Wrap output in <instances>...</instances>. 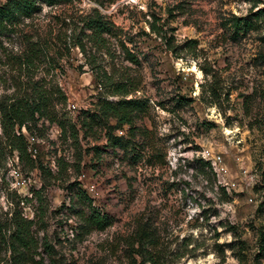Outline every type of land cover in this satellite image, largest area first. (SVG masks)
<instances>
[{"label":"rangeland","instance_id":"rangeland-1","mask_svg":"<svg viewBox=\"0 0 264 264\" xmlns=\"http://www.w3.org/2000/svg\"><path fill=\"white\" fill-rule=\"evenodd\" d=\"M97 1L42 6L0 37V102L18 81L24 88L15 63L23 36L41 37L44 55L29 75L66 95L63 110L50 113L77 136L64 139L44 120L31 133L22 128L33 161L26 164L0 130V264H140L142 230L156 241V264H264V17L252 19L263 6ZM63 8L76 16L97 9L116 27L117 42L91 64L100 78L127 82L128 99L146 101L133 132L96 118L90 132L80 130L98 101L118 98L99 87L77 48L65 53L68 44L54 39L51 17ZM233 17L251 20L252 29L234 34ZM93 210L107 217L104 230L88 223ZM15 224L25 228V248L14 240Z\"/></svg>","mask_w":264,"mask_h":264},{"label":"trees","instance_id":"trees-1","mask_svg":"<svg viewBox=\"0 0 264 264\" xmlns=\"http://www.w3.org/2000/svg\"><path fill=\"white\" fill-rule=\"evenodd\" d=\"M245 1L251 7V12L261 5L263 6L253 13L252 19L254 21L262 15L264 17V0ZM69 3L70 0H4L0 4V37L11 32L24 20L31 19L34 15L40 13L42 6L54 9L56 6H60L61 4L67 5ZM89 11L88 13L83 12L76 16L63 8L58 15L54 14L51 17L54 26L57 27V33H55L54 39L57 42L63 41L65 45L68 44L67 49L65 48V53L69 54L70 49L77 48L83 55L86 64L90 67L95 82L98 83L99 87L102 89L110 88L112 90L111 95L118 98L116 102L98 101L92 109L95 111L93 113L89 112L87 116L84 115L82 117L80 130L84 134L90 132L93 121L96 118L97 120L99 119L105 122L109 120L115 121L114 127L117 129L128 125V132H133V120L143 111L144 107H147L146 101L141 99H128L127 95L132 92L129 89L126 90L127 86L125 84L127 82L113 83L111 78L105 73L100 78L99 72H94L91 64L94 54L99 49L107 50V43H110L112 39L117 42L118 32L106 15L97 9H90ZM230 26L233 28L234 34L238 35L241 32L246 33L251 30L252 22L248 19L233 17ZM148 28L151 33L158 35L159 28L155 27L153 22L148 23ZM62 32L64 33L62 34ZM67 32H70L69 35H66ZM47 35L51 37L50 40L53 39V31L51 28H48ZM62 36H64V39H61ZM23 37L25 38L24 47L20 49V52L15 57V63H17L21 72L25 73L27 79L24 83V88H22V82L18 81L17 86H15V91L11 95L3 97L5 100L0 102V130L2 136L9 142V148L15 150L17 153V160L22 162L26 158V164H28L29 162L33 163V161L27 153V144L26 142L24 143L23 137L20 134L22 128L27 133H31L37 129V123L40 120H44L58 127L60 135L64 139L69 136L71 139L76 140L77 136L74 126L69 127L70 132L68 131L69 133L66 135L65 123L58 120L57 115L50 113L63 110L67 100L66 95L63 94L58 86L55 88L47 87L43 81H33L32 76L29 75V72L35 68L41 57H43L46 45L43 46L42 43L45 44L47 40H42L41 37H38L32 41L27 36ZM66 40H68V43H66ZM187 42L190 45L195 44L194 41ZM59 56H62V54ZM59 56L57 57L58 61L60 59ZM129 61L136 62L132 55H130ZM202 71L205 75L210 74L207 70L202 69ZM213 77L211 76L213 80L209 85L211 90L210 97L215 96V90L212 88V86H215V78ZM110 130L109 128V132ZM114 141L116 144L119 142V139H114ZM203 166L207 168L209 173H212V168L208 162L203 163ZM87 218L88 223L96 231L104 230L108 226L107 217L94 210ZM24 223L25 226L31 224L30 221H24ZM138 237V249L135 253L136 256L141 258L140 264H156L154 250L156 246L155 239L149 235L147 230H142ZM14 240L18 247H26L25 228L22 225L15 224Z\"/></svg>","mask_w":264,"mask_h":264},{"label":"built area","instance_id":"built-area-1","mask_svg":"<svg viewBox=\"0 0 264 264\" xmlns=\"http://www.w3.org/2000/svg\"><path fill=\"white\" fill-rule=\"evenodd\" d=\"M15 133L18 134L16 131H15ZM118 134H122V130H119Z\"/></svg>","mask_w":264,"mask_h":264}]
</instances>
